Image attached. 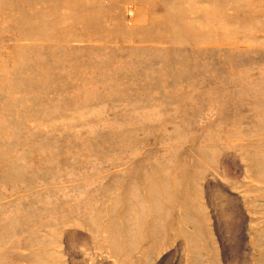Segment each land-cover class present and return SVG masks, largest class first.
I'll list each match as a JSON object with an SVG mask.
<instances>
[{
	"label": "rangeland",
	"instance_id": "obj_1",
	"mask_svg": "<svg viewBox=\"0 0 264 264\" xmlns=\"http://www.w3.org/2000/svg\"><path fill=\"white\" fill-rule=\"evenodd\" d=\"M0 264H264V0H0Z\"/></svg>",
	"mask_w": 264,
	"mask_h": 264
}]
</instances>
